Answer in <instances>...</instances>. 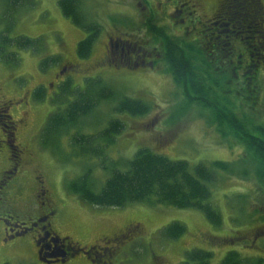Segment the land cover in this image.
I'll use <instances>...</instances> for the list:
<instances>
[{
	"label": "rangeland",
	"instance_id": "rangeland-1",
	"mask_svg": "<svg viewBox=\"0 0 264 264\" xmlns=\"http://www.w3.org/2000/svg\"><path fill=\"white\" fill-rule=\"evenodd\" d=\"M174 1H177L176 8ZM174 1L82 0L83 10L100 31L91 55L82 60L76 54V46L86 36L85 32L62 15L58 0H34V8L13 16L15 22L10 35L39 39L42 49L38 53L29 49L12 50L20 59L16 67H6L0 62L2 97L4 100L21 101L17 113L27 120L21 142L33 153L31 166L43 176L44 189L57 206L54 230L67 239V244L79 249L66 263L59 264H182L192 250L210 252L209 264H220L230 251L244 258L264 260V221L259 220L264 217V193L253 174L249 173L250 168L247 170L248 159L242 144L230 135L233 133L227 128L221 133L222 129L218 131L209 123L208 111L186 102L166 71L161 58V41H154L144 27L152 19L154 26L162 28L174 39L206 44L209 28L206 23L214 16L221 0ZM4 16L0 0V30L6 27L7 17ZM184 18L185 24L180 22ZM139 54L145 57L146 64L151 63L152 66H139ZM126 56L130 57L129 67L116 66L120 65L118 60ZM50 57H54V61L47 69H41L40 61ZM106 59H115L112 62L114 66L105 63ZM133 60L138 62L136 67ZM243 63L245 66L246 61ZM64 67L66 71L53 81L52 75L63 71ZM233 67L234 64L228 66L229 70ZM248 70H239L238 77L233 75L224 87L232 91L238 109L247 113L256 125L264 124V75L258 73L253 81ZM98 78L117 95V100L129 98L150 105L148 113L138 117L116 114L113 112L115 101L100 104L82 124V133L94 135L102 131L109 121L117 119L123 127L114 143L105 148L101 159L71 158L73 150L66 146L67 138L61 142L62 156L42 147L38 135L47 118L56 111H63L71 99L63 92L65 85L83 89L86 79ZM245 82L254 86L249 99L242 98L246 95L241 93ZM36 88L42 89L43 100L28 99ZM15 114L16 111L13 112ZM140 149H147L170 161L185 160L190 165L216 162L231 165L233 174L219 175L212 188L213 205L222 219L219 228L211 226L197 210L144 204H132L121 209H97L67 192L68 182L77 180L87 169L92 171L91 179L99 188L109 177L101 169L103 161L107 167L112 163L119 168L130 162ZM243 170L251 177H241ZM27 183L29 189L24 194L16 192L15 196L13 193L14 197H21L17 201L14 198L16 213L20 215L23 213L20 204L26 206V214L36 203L32 195L33 182L29 180ZM240 196L245 197L243 211ZM255 210L259 213L248 221L247 215ZM175 222L182 224L186 233L176 241H169L161 231ZM136 223L138 227L133 228L132 233L111 244L110 255L107 252L99 256L96 251L87 250L96 244L106 246L102 244L103 240L121 235L125 226ZM0 264L43 263L35 259L30 238L6 244L1 239L0 229Z\"/></svg>",
	"mask_w": 264,
	"mask_h": 264
},
{
	"label": "trees",
	"instance_id": "trees-1",
	"mask_svg": "<svg viewBox=\"0 0 264 264\" xmlns=\"http://www.w3.org/2000/svg\"><path fill=\"white\" fill-rule=\"evenodd\" d=\"M1 3L7 22L6 27L0 30V62L6 67H16L20 59L12 50L29 49L38 53L42 49L39 39L10 35L15 22L13 16L20 11L34 8L36 2L1 0ZM228 4L233 10L231 14L235 13L240 20L241 18L245 20L246 25H251V28L241 34L243 50L253 56L252 61L258 71L260 70L257 73L264 75V0H228ZM57 6L65 18L85 32L86 36L76 46V54L81 60L88 58L94 41L99 36V28L83 10L82 0H58ZM152 23V19H149L144 27L154 41H161V58L176 88L188 104L198 105L210 113L208 122L215 125L218 131L222 129L221 133H223L227 128L233 133L230 135L235 140L237 138L238 143L244 148V153L247 154V170L250 168L249 173L253 174V179L264 193V124L256 125L247 113L238 109L232 91L224 87L235 75L234 67L233 70H229L228 66L232 64L236 66L240 61L235 54L240 49L226 45V49L212 51L208 41L206 44L201 41L185 43V40L174 39ZM254 32L259 39L256 45L251 46L253 44L251 40L245 38H251ZM52 58L54 57L42 59L40 68L47 69L50 62L54 61ZM226 59L229 63L227 66L224 64ZM65 86L63 92L70 96L72 101L69 98L63 111H56L47 118L42 127L40 141L42 147L60 153L61 142L67 138L66 146L73 150L71 158H104L105 148L113 144L115 137L123 130L122 123L117 119L109 121L102 131L94 135L82 133V124L93 115L100 104L115 101L113 112L133 117L143 116L150 109V105L139 100L129 98L117 100V95L99 78L86 79L83 89L70 88L68 84ZM243 87L241 93L246 95L242 98L249 99L254 92V86L245 83ZM33 99H44L42 89L33 92ZM72 131L75 133L70 135ZM104 162L101 169L106 171L109 177L102 186L96 187V182L91 179L92 171L87 169V172L77 180L68 182L67 192L82 203L97 209H121L132 204H144L149 207L197 210L211 226L219 228L221 225L220 212L212 201V188L219 175L233 174L228 163L190 165L185 160L170 161L167 157L159 156L147 149H140L130 162L119 168L112 163L107 167ZM243 171L242 176L238 175L244 178L251 177L246 170ZM244 198V196L239 198L242 211ZM257 213L259 211L255 210L247 215L248 221L254 219L252 216ZM259 220L264 221V217H260ZM161 232L169 241H176L186 233L185 227L178 222L171 223ZM211 256L210 252L192 250L182 264H209ZM220 262V264H264V260L260 258H244L235 251L227 253Z\"/></svg>",
	"mask_w": 264,
	"mask_h": 264
},
{
	"label": "flooded vegetation",
	"instance_id": "flooded-vegetation-1",
	"mask_svg": "<svg viewBox=\"0 0 264 264\" xmlns=\"http://www.w3.org/2000/svg\"><path fill=\"white\" fill-rule=\"evenodd\" d=\"M176 2L177 1H174V6L177 5ZM176 7L177 6L174 8ZM182 11L179 10V12ZM231 12H233V10L230 9L228 0L219 1L215 8L214 16L209 20V22L206 23L207 26H209L207 29V41L210 44L212 51H216V49H226V45L239 48L240 50H238L235 54L238 55V59L240 61H238L236 63L237 65L234 66V74L237 76V72L239 70L244 71L249 69L248 73L253 74L250 78L255 81V77L258 75L256 70L257 67L252 61L253 56H251L250 53L248 54L246 50H243V37H241L243 31H247V29L251 28V25H246V22L243 18L240 20V18L237 17L235 13L231 14ZM189 20L191 21V19ZM180 22L185 24V18ZM186 28L189 27L186 26ZM245 39L251 40L253 43L251 46H253L258 43L259 36L254 32V35L251 38ZM137 57L140 59L139 66H145L147 63L145 61V57L141 54L137 55ZM241 59L246 61L245 66L243 63L244 61H241ZM114 60L112 61L110 59H106L105 63L113 65L112 62H114ZM118 62H120V65L116 66L129 67L127 64H131L129 56H126L125 59L120 58ZM134 64L136 67L138 62H134ZM224 64H229L227 63V59ZM146 65H149L150 67L152 66L151 63ZM61 74L62 71L55 75L53 74V81L58 80L61 77ZM248 84H251V82ZM48 86L50 87L51 84ZM37 89L38 88L30 92L28 96L29 100L30 98L33 99V92ZM20 102L3 99L0 79L1 239H3V242L7 244L18 239L30 238L35 252V259L39 260L43 264L66 263L70 259V256L75 254V251L78 252L79 249L70 243L67 244V239L60 237L54 230L53 225L56 222L57 206L55 205V201L48 194V191L44 189L45 186L43 184V176L40 175L39 171L35 167L32 168L31 166V162L33 161V153H30V151L27 150L21 142V138L27 126V120L25 119L24 115H19V113H17ZM14 111H16L15 115H13ZM39 139L40 135H38V140ZM30 177L31 179H28ZM29 180H31L34 185L32 189V195H34L36 203L34 206H30L29 211L26 214H24V209L26 206L20 204L19 206H21L23 209V213L20 215L16 213L17 207H14V198L17 201V199L21 197H14L13 193L14 195L16 192H18L19 195L24 194L29 189V185H27ZM137 224L138 223L135 225L125 226L121 235H114L112 238L107 239L106 241L103 240L102 244H105L106 246L100 247L96 244L93 245L91 249L87 250L96 251V255L98 253L99 256L105 255L107 252L108 255H110L112 252L110 248L111 244L120 242L123 237L132 233V229L138 227ZM61 255H63V257H60Z\"/></svg>",
	"mask_w": 264,
	"mask_h": 264
},
{
	"label": "water",
	"instance_id": "water-1",
	"mask_svg": "<svg viewBox=\"0 0 264 264\" xmlns=\"http://www.w3.org/2000/svg\"><path fill=\"white\" fill-rule=\"evenodd\" d=\"M64 72H65V70H64ZM60 257H63V255H61Z\"/></svg>",
	"mask_w": 264,
	"mask_h": 264
}]
</instances>
